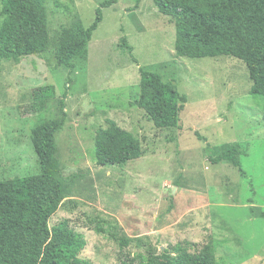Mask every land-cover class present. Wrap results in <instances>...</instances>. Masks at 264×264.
I'll list each match as a JSON object with an SVG mask.
<instances>
[{
	"label": "rangeland",
	"instance_id": "374dc122",
	"mask_svg": "<svg viewBox=\"0 0 264 264\" xmlns=\"http://www.w3.org/2000/svg\"><path fill=\"white\" fill-rule=\"evenodd\" d=\"M103 1L48 0V50L19 64L0 60V180L40 172L32 130L61 118L67 92V121L57 135L66 198L50 225L67 221L84 235L82 259L123 264L140 253L212 239L221 264H264V98L250 94L246 64L227 56L178 57L175 23L154 0H119L102 9L88 53L70 74L57 60L62 29L78 21L91 26ZM141 68L173 80L186 96L179 127L157 128L138 105ZM43 86L56 94L38 106L34 91ZM111 122L141 141L142 158L96 164L97 133ZM234 144L248 149L240 158L244 174L230 161L213 162ZM99 217L119 228L96 233Z\"/></svg>",
	"mask_w": 264,
	"mask_h": 264
},
{
	"label": "trees",
	"instance_id": "16d2710c",
	"mask_svg": "<svg viewBox=\"0 0 264 264\" xmlns=\"http://www.w3.org/2000/svg\"><path fill=\"white\" fill-rule=\"evenodd\" d=\"M48 0H3L0 27V60L21 63L41 56L49 47ZM119 0H104L95 21L85 27L80 21L64 27L57 49L58 65L73 74L75 60L88 53L94 32L103 22V8ZM159 12L171 17L176 28L175 50L178 57L201 59L227 56L243 61L253 86L250 94L264 98V0H154ZM123 47L133 52L126 38ZM141 92L138 105L159 129L179 127L187 98L173 80L165 81L155 71L140 69ZM71 79V78H69ZM71 81V80H70ZM1 83V69H0ZM54 86L34 91L38 106L54 98ZM64 93L60 101L61 118L43 121L32 130V142L39 157L40 172L26 177L0 180V264H93L82 259L87 246L83 234L70 228L67 221L51 227L52 217L66 198L63 166L58 157L57 135L67 121ZM264 119V108H263ZM243 144L223 149L215 164L230 161L242 174L240 158ZM141 141L115 122L97 133L93 158L99 166H125L142 158ZM253 212V209H252ZM264 217V212L261 213ZM96 233L104 235L119 228L115 222L99 217ZM127 245V240H121ZM123 264H221L216 243L202 246L177 243L163 250L137 254Z\"/></svg>",
	"mask_w": 264,
	"mask_h": 264
}]
</instances>
